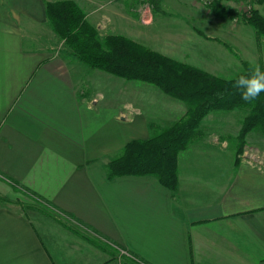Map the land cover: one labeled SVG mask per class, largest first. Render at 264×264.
Returning <instances> with one entry per match:
<instances>
[{"label":"crops","instance_id":"1","mask_svg":"<svg viewBox=\"0 0 264 264\" xmlns=\"http://www.w3.org/2000/svg\"><path fill=\"white\" fill-rule=\"evenodd\" d=\"M57 1L89 4L0 0V264H264V156L228 151L241 123L231 136L214 127L225 116L202 119L178 155L173 192L149 175L108 179L128 142L186 107L57 51L45 11ZM176 1L189 8L167 28L162 12L135 32L131 8L84 13L98 31L110 25L108 34L209 73L210 9ZM252 132L245 147L264 153Z\"/></svg>","mask_w":264,"mask_h":264},{"label":"trees","instance_id":"2","mask_svg":"<svg viewBox=\"0 0 264 264\" xmlns=\"http://www.w3.org/2000/svg\"><path fill=\"white\" fill-rule=\"evenodd\" d=\"M162 0H150L160 10ZM255 2V0L253 1ZM254 4V3H252ZM219 18L235 19L236 10L215 2L209 6ZM46 18L53 33L62 41L67 53L88 68L125 81H138L155 86L159 91L186 106L184 115L167 127L151 126L146 140L128 142L121 153L106 165L108 179L119 176H153L170 191L177 187V158L200 136V123L211 111L247 109L236 141V156L243 154L246 136L259 129L264 136V92L254 103H246L231 84L253 67L244 64V71L230 79L212 75L153 51L118 34L101 35L85 19L83 11L72 1L46 3ZM244 23L254 31L260 51L264 40V16L252 10ZM262 70L264 68L261 67Z\"/></svg>","mask_w":264,"mask_h":264},{"label":"rangeland","instance_id":"3","mask_svg":"<svg viewBox=\"0 0 264 264\" xmlns=\"http://www.w3.org/2000/svg\"><path fill=\"white\" fill-rule=\"evenodd\" d=\"M88 5L84 7L82 10L83 13L86 12L88 9L90 10H97L99 14L102 10H111L113 7H120V8H127L128 10L131 8L133 10V17L136 18V22H134V32L137 30L138 27L142 26H150L153 21V16L157 13H164L167 15V20L165 26L162 24L161 28H167L168 26L174 24L176 21H179L180 18H172L171 15H182L186 14L184 9H188L189 7L184 6L182 7L176 0H164L166 4L163 6L160 5L159 12L154 10L153 6L151 5V16L152 20L148 24H143L141 22V13L139 11L141 5L143 4L142 0H87ZM198 7L202 8H209L213 3L220 2L224 6L228 8H232L237 11L238 16L237 18L225 19L216 17L210 10V42L207 43V48L204 50V53L201 55L207 58L206 51L210 52V74L216 75L221 78L230 79L244 71V64L249 63L250 65L254 66L255 64H259L260 67L264 68V40L260 45V51L258 50L253 29L246 25L242 19L243 16L249 17L252 10L256 9L259 13L264 16V0H255L254 4L251 5V9L248 11H244V3L241 0H213L209 5L204 6L199 0H195ZM78 6V5H77ZM80 8V7H79ZM163 9V10H162ZM85 14V13H84ZM185 18H187L185 16ZM103 19V18H102ZM87 21V20H86ZM102 22H104L102 20ZM101 22V23H102ZM122 24L121 21L118 22V27ZM106 26V27H105ZM103 28L99 30L101 35H105L108 33H112L113 28L110 25H105ZM121 30V29H120ZM207 31V30H205ZM142 37V35H140ZM211 37H215L211 38ZM61 41V40H60ZM225 44L223 46L221 43ZM57 51L63 52L65 47L61 41L60 45H57ZM203 52V51H202ZM209 54V53H207ZM224 55V56H223ZM209 58V57H208ZM215 60H214V59ZM212 60L213 63L211 62ZM125 81V80H122ZM120 81V82H122ZM126 82V81H125ZM135 88L139 89L141 85H144L146 88H151L150 91L155 94H162L159 89L155 86L134 81ZM139 87V88H138ZM156 90V91H155ZM126 91V90H125ZM157 92V93H156ZM152 95V94H151ZM185 106V105H184ZM186 107V106H185ZM212 114L214 116H225L223 117L221 123L223 121H228L226 125L221 126L220 129L217 125L214 126L218 130H223L226 133H229L231 136L234 135L236 131V126L240 125L243 118L247 115V109H236L232 112H225V111H213ZM229 125V126H228ZM167 127V126H165ZM254 139L257 143L264 144V137L259 129L254 130L248 142ZM229 152L234 154V149L236 145L235 139H229ZM252 143V142H251ZM251 145V144H250ZM261 149L264 150V147L260 146ZM243 156H252V157H263L264 153L262 151H254L250 148V146L245 147L243 149Z\"/></svg>","mask_w":264,"mask_h":264},{"label":"clouds","instance_id":"4","mask_svg":"<svg viewBox=\"0 0 264 264\" xmlns=\"http://www.w3.org/2000/svg\"><path fill=\"white\" fill-rule=\"evenodd\" d=\"M231 87L239 91L244 102H256L260 94L264 92V70L259 64H255L247 74L236 78Z\"/></svg>","mask_w":264,"mask_h":264},{"label":"built area","instance_id":"5","mask_svg":"<svg viewBox=\"0 0 264 264\" xmlns=\"http://www.w3.org/2000/svg\"><path fill=\"white\" fill-rule=\"evenodd\" d=\"M204 6L209 5L213 0H199ZM244 3V11H248L251 9V5L254 0H241ZM143 4L141 5L139 11L141 13V22L143 24H148L152 20L151 16V6L149 4L150 0H142Z\"/></svg>","mask_w":264,"mask_h":264}]
</instances>
